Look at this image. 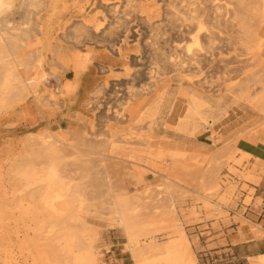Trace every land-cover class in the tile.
Wrapping results in <instances>:
<instances>
[{"label": "bare ground", "instance_id": "bare-ground-1", "mask_svg": "<svg viewBox=\"0 0 264 264\" xmlns=\"http://www.w3.org/2000/svg\"><path fill=\"white\" fill-rule=\"evenodd\" d=\"M163 4L168 33L191 36V45L180 53L172 49L171 55L158 56L142 69L135 65L140 63L142 29L150 34L151 50L163 35L155 0H0V112L18 107L22 121L33 128L40 120L47 121L19 141L18 149L15 145L0 149V264H104V234L89 218L101 219L110 231H116L131 264H197L190 240L173 218L172 202L157 218L139 195L111 190L107 169L113 160L167 172L170 183L177 180L172 172L193 171L200 183L201 212L210 216L228 206L235 195L236 187L220 177L221 170L235 174L234 164L253 159L252 172L244 168L238 175L248 187L245 206L251 203L259 186L255 173H264L261 151L252 156L227 146L211 155L198 147L188 154L175 143L153 145L149 135L137 136L127 148L131 138L125 136L121 141L112 133L101 142L90 138L94 135L91 119L84 121L85 133L49 122L54 111L69 102L72 113L64 116L78 121H83L78 104L99 108L109 82L90 90L96 83L90 79L94 69L101 75L111 74L113 90L118 87L114 93L124 95L118 107L105 108V115L120 123L131 118L132 124L145 127L150 135L162 124L167 137L192 139L215 123L223 104L250 103L262 106L264 113V66L257 63L217 90L208 81L188 75L214 63V43L220 35L228 42L236 39L238 50L257 62L264 52V0H164ZM69 7L78 13V20L68 34H56L63 28L53 24L54 19ZM14 8L22 10L20 20L11 19ZM130 61L135 66L130 67ZM118 64L123 68L113 74ZM57 70L73 73L74 80L63 82ZM140 78L144 82L134 87ZM51 79L57 84L54 95H44ZM121 79L125 82L116 83ZM260 127L242 135V140L264 145V127ZM233 142L236 145L237 139ZM69 167L76 169L72 172ZM103 187L106 190L97 196ZM165 189L170 194L172 186ZM259 203L257 198L255 205ZM245 229L252 234L251 241L264 239V228L252 224ZM246 260L264 264V253Z\"/></svg>", "mask_w": 264, "mask_h": 264}, {"label": "rangeland", "instance_id": "rangeland-1", "mask_svg": "<svg viewBox=\"0 0 264 264\" xmlns=\"http://www.w3.org/2000/svg\"><path fill=\"white\" fill-rule=\"evenodd\" d=\"M164 0H155V5L159 7L160 17L157 19L162 21L163 28L161 32L163 33L162 38H160L154 48L149 49L148 43L150 42V34L142 29V36L140 38V45L138 50L140 54L138 60L140 63H133L132 61L127 62L130 67L141 66L144 69L149 63L157 60V57H167L171 55V50L176 49L178 53L183 51V48L191 45V40L189 35L183 34H169L171 31L167 21L164 11ZM88 11V10H87ZM89 14L95 12L94 10H89ZM87 12V13H88ZM120 12V10H119ZM86 15V14H85ZM89 16V15H88ZM23 17L22 10L16 8L12 11V20H20ZM76 17V16H75ZM77 21H71L66 23V25H60L63 30L57 33H69L72 26L76 24ZM108 25H104L106 28ZM208 27L205 24L204 31H207ZM232 38V36H231ZM143 46V44H145ZM237 40L232 38L229 42L226 40V36L220 35L216 38L214 47L216 49L215 61L210 66H205L201 72L190 71L188 73L191 77H196L203 81H208L211 88L217 90L226 83H230L236 74L240 72H247L252 66L257 63L264 66V52L256 57L254 61L249 56H244L243 53L238 50ZM65 47L68 45L64 43ZM130 45H133L131 43ZM133 52L130 53V58ZM159 55H157V54ZM137 58V57H136ZM154 58V59H153ZM117 62V61H116ZM125 64V62H123ZM135 64V65H134ZM95 68V65H94ZM123 68L122 64H118L114 68V73H119V70ZM135 70V69H133ZM47 72H51V67L47 66ZM93 79L96 81L93 84V90L100 82L107 80L109 85L107 90L100 96L99 108L94 109L93 107L87 109L78 104V110L82 112L81 120H74L72 117L64 116L71 114L72 110L69 109L70 102L67 103L66 108H60L54 111V113L49 118L50 124H58L63 129L66 128H76L80 132H88L87 125L84 123L85 119L92 120L91 132L94 134L90 138H94L101 142V140L106 139L107 135L111 133L116 136L120 141L122 137L131 138L130 144L125 147H130L132 143L136 142L137 136H142L143 138L148 135L153 137L150 141L151 144L159 142H171L180 146L183 150L187 151L188 154L191 153L194 148L203 147V152L211 155H218L227 146L238 147L242 149L243 152L253 154L257 151L261 154V159H264V145L257 144L251 145L247 141L242 140V135L251 134L252 132L264 127V113L262 106H253L252 104L239 103L235 105L226 106L221 105V108L216 113L215 123L210 127L201 129L192 139H188L185 136H171L164 133L163 125L158 124L157 128L150 135L145 127H137L132 124V119L120 123L110 115H105V108L118 107L121 99L124 95L115 94L114 92L118 90H113V81H110L111 74H100V71L94 69ZM58 75L61 77L63 82H72L75 78L74 74L71 72H63L57 70ZM166 78L164 82L166 83ZM124 80H120L116 83H123ZM127 82V81H126ZM144 82L143 78H140L133 82L134 87H139L140 84ZM172 86L174 83L170 82ZM57 84L54 79L50 80V83L43 90L44 95H54V90ZM121 90L124 87H120ZM230 102L229 99H227ZM71 108H76L70 106ZM21 110L18 107H13L7 109L6 111L0 112V149H5L10 147V145H15V149H18L17 143L24 139L28 133H33L38 131L43 125H46V120H40L39 125L36 127L27 126L21 119ZM163 137V138H162ZM167 138V139H166ZM239 138V139H238ZM162 139V140H161ZM237 139L236 145L233 142ZM132 148L143 150L140 145H132ZM261 149V150H260ZM83 153V152H82ZM241 158L240 155H237ZM116 162L117 165H114ZM108 174L111 177L110 186L111 190L115 192H126L130 195H139L143 202L148 203L149 213L159 218L162 210L168 205V202H172V210L174 212L173 218L176 219L182 226V230L187 235L191 242L193 252L197 258V264H227L229 260L235 258L234 264H247L245 258L236 259L237 252L240 251L244 245L249 241L254 240L252 234L249 235L245 232V227L247 225H258L264 228V209H262V202L264 201V173L257 172L256 175L259 176V186L256 188L255 192L251 197V203L245 206V201L248 200V187L244 181L239 179L240 171L245 168L246 172H252L253 165L255 161L253 159H242L241 164L236 166L233 165L232 169L235 174L229 172L228 169H222L220 172V177L233 183L236 187L235 195L232 201L226 207H222L220 211L213 215H204L200 209V201L197 200V194L201 190L200 183L198 182L197 175L193 171L182 172L174 171L173 175L177 180H173L171 183L166 180L168 176L167 172L152 169L147 166H141L133 168L131 165L126 164L121 161L113 160L109 163ZM75 167H69L70 171H75ZM94 171V170H93ZM139 183L136 184V181ZM166 185L172 186L171 193L166 194ZM105 187L97 190V196H101L105 191ZM146 192V194H145ZM148 197L144 199L143 197ZM259 199L260 203L255 205L256 199ZM159 201L158 203L156 201ZM164 207V208H163ZM197 211L199 214L197 216H192V212ZM89 222L98 227L102 234H104V239L101 243V252L103 254L104 264H131L129 255L125 251H122L123 240L117 235L116 231H110L107 227V222L97 219L89 218ZM243 223V224H242ZM245 226V227H242ZM243 228V229H240ZM237 244V247L235 245ZM108 251H105V249ZM232 251H229V249ZM108 252V253H107Z\"/></svg>", "mask_w": 264, "mask_h": 264}, {"label": "crops", "instance_id": "crops-1", "mask_svg": "<svg viewBox=\"0 0 264 264\" xmlns=\"http://www.w3.org/2000/svg\"><path fill=\"white\" fill-rule=\"evenodd\" d=\"M77 15H78V13L75 12L72 7H69L67 10L59 11L57 13V17L54 19L53 24H55V25H66V23H68V22L77 21L78 20L76 18ZM90 79L92 81L94 80L93 75H91ZM93 84H95V83H93ZM93 84L90 87V90L93 88V86H94ZM235 247H237V244L235 245ZM229 251H232V249L230 248ZM262 253H264V239H262L260 241H249L246 245H244V247H242L240 249L239 252H237L236 259L237 258L238 259H240V258L246 259L248 256H254V255H258V254H262ZM234 261H235V258L229 260L227 264H234Z\"/></svg>", "mask_w": 264, "mask_h": 264}, {"label": "built area", "instance_id": "built-area-1", "mask_svg": "<svg viewBox=\"0 0 264 264\" xmlns=\"http://www.w3.org/2000/svg\"><path fill=\"white\" fill-rule=\"evenodd\" d=\"M261 207H262V209H264V201L262 202V206Z\"/></svg>", "mask_w": 264, "mask_h": 264}]
</instances>
